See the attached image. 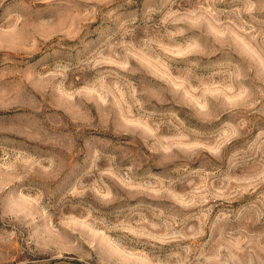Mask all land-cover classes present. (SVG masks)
<instances>
[{
	"label": "clouds",
	"instance_id": "clouds-1",
	"mask_svg": "<svg viewBox=\"0 0 264 264\" xmlns=\"http://www.w3.org/2000/svg\"><path fill=\"white\" fill-rule=\"evenodd\" d=\"M0 264H264V0H0Z\"/></svg>",
	"mask_w": 264,
	"mask_h": 264
}]
</instances>
